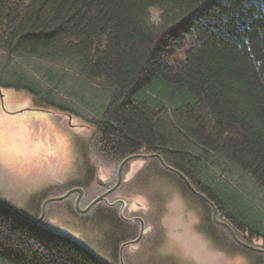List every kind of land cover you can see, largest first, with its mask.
Wrapping results in <instances>:
<instances>
[{
    "label": "trees",
    "instance_id": "16d2710c",
    "mask_svg": "<svg viewBox=\"0 0 264 264\" xmlns=\"http://www.w3.org/2000/svg\"><path fill=\"white\" fill-rule=\"evenodd\" d=\"M0 87L82 122L79 153L95 160L83 163L91 178L82 207L115 185L127 156L156 153L243 242L264 248V0H0ZM142 160L147 180L172 182L198 208L197 230L217 249L264 264L180 175L156 157ZM96 173L110 176L98 189ZM72 188L33 195L21 212L38 219L47 198ZM76 197L63 201L78 215ZM103 207L90 212L116 233L112 261L0 204V264H121L119 248L138 238L140 222ZM124 261L133 262L127 249Z\"/></svg>",
    "mask_w": 264,
    "mask_h": 264
},
{
    "label": "rangeland",
    "instance_id": "374dc122",
    "mask_svg": "<svg viewBox=\"0 0 264 264\" xmlns=\"http://www.w3.org/2000/svg\"><path fill=\"white\" fill-rule=\"evenodd\" d=\"M4 93L5 113L0 110V197L21 211L25 206L34 207L29 203L31 196L57 184L74 188H82L79 183L87 184L90 179L81 175L83 163L88 158L95 160L90 154L83 157L79 153L78 146L84 148L88 141L82 122L52 109L38 110L26 92L6 89ZM147 164L142 159L130 162L115 198L119 203L123 199L128 206L126 213H135L147 229L145 241L129 251L132 264L147 260L151 264H249L242 252L224 253L198 232V208L172 182L159 177L147 180ZM96 174L103 183L110 179L108 173ZM72 203L55 201L48 205L44 227L112 261L109 252L114 230L99 224L92 213L70 212Z\"/></svg>",
    "mask_w": 264,
    "mask_h": 264
},
{
    "label": "water",
    "instance_id": "95a60500",
    "mask_svg": "<svg viewBox=\"0 0 264 264\" xmlns=\"http://www.w3.org/2000/svg\"><path fill=\"white\" fill-rule=\"evenodd\" d=\"M158 158L162 164L170 171L172 172H175L177 173L178 175H180L182 177V179L184 180V182L187 184V186L189 187V189L194 193L196 194L197 196H199L201 199L205 200L206 202H208L209 204H211L212 206V209H213V219L215 221L216 224L218 225H221V226H224L226 227L231 236L233 237V239L241 246L249 249V250H252V251H255V252H259V253H264V248H261V247H254V246H251L245 242H243L235 233V231L233 230V228L229 225V223L225 222V221H222V220H219L217 218V214H218V211H217V207L215 206V204L213 202H211L209 200V198H207V196H205L204 194L200 193L198 190H196L194 188V186L190 183V181L188 180V178L182 173L180 172L179 170H177L176 168L174 167H171L169 166L165 160L162 158L161 155L159 154H156V153H152V154H133V155H130V156H127L120 164L119 166V169H118V179H117V183L115 184V186H113L112 188H110L109 190H107L106 192H104L103 194H101L100 196H98L96 199H94L87 207H85L84 209L81 208L80 206V201L82 199V196H83V189L81 188H72L70 190H68L65 194L63 195H60V196H55V197H50V198H47L43 204H42V208H41V215L38 219H32L30 218L29 216H27L26 214L22 213L19 209H17L15 206H13L12 204H10L9 202L3 200L0 198V204L6 206L7 208H9L10 210H12L13 212H15L17 215H19L21 218L29 221V222H32L34 224H40L42 222V220L44 219L45 215H46V210H47V205L49 203H52V202H55V201H63L65 200L67 197H69L70 195H72L73 193H78V196H77V199H76V209L78 212L80 213H87L89 212L97 203H99L100 201H103L105 200L106 196H108L109 194H111L112 192H114L122 183V180H123V168L125 166V164L132 160V159H144V158ZM120 203H121V214L124 210V208L126 207V202H124V200H120ZM126 221H134V220H139L140 223H141V231H140V234L138 236L137 239H135L134 241H131L129 242L130 244H136L138 243L143 235H144V232L147 231V229H145V225H144V222L142 221L141 218H138V217H135V218H131V219H126ZM122 248L123 246H121V249H120V263L121 264H125L124 263V259H123V254H122Z\"/></svg>",
    "mask_w": 264,
    "mask_h": 264
},
{
    "label": "flooded vegetation",
    "instance_id": "af4514ba",
    "mask_svg": "<svg viewBox=\"0 0 264 264\" xmlns=\"http://www.w3.org/2000/svg\"><path fill=\"white\" fill-rule=\"evenodd\" d=\"M4 90H6V89H3V88H1L0 87V110L3 112L4 110H5V108H6V103H5V99H6V94L4 93ZM4 113H5V111H4ZM70 124H71V126H72V123H71V121H70ZM145 159V158H144ZM56 166V165H55ZM85 168L84 169H87V167H86V165L84 166ZM82 176H83V179H90L91 178V174L89 173V172H87V171H82V174H81ZM89 183V182H88ZM88 183L86 184L87 186H85L84 188H81V189H83V196H82V199H83V197L85 196V194H86V191H85V188H87L88 187ZM96 183H97V185H99L100 187H103L104 185H105V183H103V182H101L100 180H99V178L97 177L96 178ZM55 186H59L58 184L57 185H55ZM96 187V186H94V188H100V187ZM119 188V187H118ZM117 188V189H118ZM116 189V190H117ZM113 193V192H112ZM111 193V194H112ZM76 194H78V193H76ZM103 194V193H102ZM111 194H109L108 196H106V198H105V200H103V202L105 201V203H106V206L107 207H110V208H113V207H116V206H119V215H120V217L122 218V220L123 221H126L125 220V218L126 219H131V218H135L134 216L133 217H128L129 215L126 213V211H124L123 210V212H122V214H121V205H120V203L118 202V199L119 198H117V199H115V200H113V201H111V200H109L108 199V197L111 195ZM71 196V195H70ZM78 196V195H77ZM68 198V197H67ZM66 198V199H67ZM76 199H77V197H76ZM82 199H81V201H80V206H81V208H82ZM102 202V201H101ZM91 203V202H90ZM89 203V204H90ZM75 204H76V201H75ZM76 207V206H75ZM87 207V206H86ZM107 207H103V208H101L102 209V211H104V213L107 211ZM85 208V207H84ZM125 209V208H124ZM92 210V209H91ZM90 210V211H91ZM87 212V213H91V212ZM102 213V212H101ZM127 214V215H126ZM135 221V220H134ZM139 221V220H138ZM126 222H129V223H131V222H133V221H126ZM140 222V221H139ZM111 228H112V226H110ZM118 227V226H117ZM116 230H118V228H116ZM140 231H141V223H140ZM139 234H140V232H139ZM131 241H133V240H131ZM130 241V242H131ZM141 241V240H140ZM139 244V243H138ZM110 245H111V243H110ZM136 244H130V243H128V242H126V243H123L121 246H123V248H122V254H123V259H124V252H125V250L127 249L128 251H130L131 249H132V247L133 248H135L134 246H135ZM121 246H120V248H119V258H120V249H121ZM110 249V248H109ZM113 253H114V251H113V249H112V246H111V249H110V252H109V255H113ZM125 263V262H124Z\"/></svg>",
    "mask_w": 264,
    "mask_h": 264
}]
</instances>
